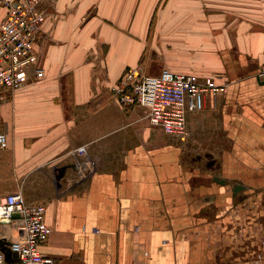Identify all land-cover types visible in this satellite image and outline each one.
Wrapping results in <instances>:
<instances>
[{"label": "crops", "instance_id": "0c3cea01", "mask_svg": "<svg viewBox=\"0 0 264 264\" xmlns=\"http://www.w3.org/2000/svg\"><path fill=\"white\" fill-rule=\"evenodd\" d=\"M44 8V78L0 107V197L45 207L42 252L55 264H264V0ZM136 66L227 92L189 110L188 136L175 140L111 94Z\"/></svg>", "mask_w": 264, "mask_h": 264}, {"label": "built area", "instance_id": "2783aa9c", "mask_svg": "<svg viewBox=\"0 0 264 264\" xmlns=\"http://www.w3.org/2000/svg\"><path fill=\"white\" fill-rule=\"evenodd\" d=\"M45 1L0 0L5 12L0 22V107L9 101L8 95L44 78L39 47L48 15ZM256 78L264 83V63ZM110 91L119 105L144 108L152 127L181 141L188 136V111H203L209 99L215 101L227 92V85L211 77L168 69L150 75L136 66L128 69ZM7 146V136L0 132V150ZM0 225L12 226L17 232V236L0 233V264H55L41 250L52 232L42 204L27 203L21 192L0 197ZM259 258H264V237Z\"/></svg>", "mask_w": 264, "mask_h": 264}, {"label": "rangeland", "instance_id": "374dc122", "mask_svg": "<svg viewBox=\"0 0 264 264\" xmlns=\"http://www.w3.org/2000/svg\"><path fill=\"white\" fill-rule=\"evenodd\" d=\"M201 112H202V111H201ZM201 112H199V113H201ZM200 136H201V135H200ZM221 145H222V144H221ZM3 226H4V225H2V226L0 225V233L3 232V230L6 231V227H3ZM7 229H8V228H7Z\"/></svg>", "mask_w": 264, "mask_h": 264}, {"label": "water", "instance_id": "95a60500", "mask_svg": "<svg viewBox=\"0 0 264 264\" xmlns=\"http://www.w3.org/2000/svg\"><path fill=\"white\" fill-rule=\"evenodd\" d=\"M262 84H264V83H262ZM240 186H237V187H235V189H234V191L236 192V191H239L240 190ZM17 217V216H16Z\"/></svg>", "mask_w": 264, "mask_h": 264}]
</instances>
